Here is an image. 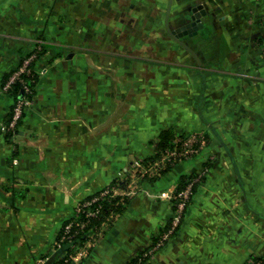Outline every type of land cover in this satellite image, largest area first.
I'll return each mask as SVG.
<instances>
[{"label": "crops", "instance_id": "0c3cea01", "mask_svg": "<svg viewBox=\"0 0 264 264\" xmlns=\"http://www.w3.org/2000/svg\"><path fill=\"white\" fill-rule=\"evenodd\" d=\"M39 39L34 105L13 140L5 81ZM164 131L173 142L203 132L207 148L145 179L78 263L259 264L264 0H0V264H54L79 204L114 182L124 190ZM191 174L204 180L157 249Z\"/></svg>", "mask_w": 264, "mask_h": 264}, {"label": "built area", "instance_id": "2783aa9c", "mask_svg": "<svg viewBox=\"0 0 264 264\" xmlns=\"http://www.w3.org/2000/svg\"><path fill=\"white\" fill-rule=\"evenodd\" d=\"M37 44L38 47H34L33 49H36L38 51L40 50V45L43 43L41 41H38ZM36 52L31 53L28 57H25L21 61L19 67L14 72H12V74L5 81L4 90L6 92L11 94L12 87L17 82L21 83V88L23 91V96L18 99L14 98L11 115L8 119V122L6 123L7 132L11 138H13L16 133H18L21 126L23 125L27 113L34 105L36 96L34 91L36 90V87H34V90L32 89V87H29L24 80V75L36 70V64L38 62ZM207 145L208 140L205 133L203 132H193L185 135L184 137L182 136L176 138L173 142V146L161 152L160 156L153 162L143 164L142 161H136L134 163L133 169L128 177L130 180L131 178H133V182L131 183V185L126 184V188L124 190H120L118 188H108L109 190L101 193L99 197H103L111 193V197L121 196L130 198L132 195L137 193V190L140 189L142 179L160 176L161 171L165 170L168 165L174 166L178 163L189 162L199 157L207 148ZM12 162L13 165H16L18 163L16 158H14ZM201 177L202 175L194 176L191 174L190 179L182 189H178V185L175 186L170 200L172 205V217L168 223V226L161 234L160 240L157 243V249L162 248L166 244H168L182 228L187 214L186 212L191 206L195 196V185L200 181ZM98 199V197H94L92 200L87 201L86 203L83 202V205L81 207L86 208L88 206H91L93 203L99 201ZM81 207L78 209L77 214L82 212ZM99 213L100 208L98 207L93 212L87 214V216L97 217ZM117 217L118 215L115 216L114 214H112L108 221L113 223L117 219ZM103 223H106V221ZM77 226L79 229L78 232H73V225L71 223L64 226V228L62 229V236L58 237L53 244L51 250L52 253L60 250L66 240L74 238L79 232L85 229L87 223L83 222L78 224ZM99 235H101V233ZM92 245L88 247H91L90 249H92ZM83 256H85V251L74 252L73 254H70L67 258H65L61 264H76L83 258ZM36 264H47V258H40L36 262Z\"/></svg>", "mask_w": 264, "mask_h": 264}, {"label": "trees", "instance_id": "16d2710c", "mask_svg": "<svg viewBox=\"0 0 264 264\" xmlns=\"http://www.w3.org/2000/svg\"><path fill=\"white\" fill-rule=\"evenodd\" d=\"M37 45H35L34 47H38ZM40 46H41L40 50L37 51L36 49L35 50L33 49L31 52L24 55L22 60L25 57H28L31 53H35L37 51L36 54H37V58H38L37 61H38L39 58L45 53V45L41 44ZM37 79H38V77H37L35 71H32V72L24 75V80L26 81V84L29 87H32L33 90H34V87H36ZM21 86H22L21 83L17 82L12 87L11 95L14 96L15 99L16 98L18 99L21 96H23V91H22ZM34 93L36 94V90L34 91ZM11 110H12V108H11ZM10 115H11V111L8 115V119H9ZM7 122H8V120H7ZM184 136L185 135H183V137ZM160 138H161V144H160V150H159L158 154L153 158L142 161L143 164H148L150 162H153L154 160H156L159 157L160 152H163L164 150H167L168 148H171L173 146L172 140H173L174 136H173L172 132L164 131V132H162ZM172 166L173 165H168V167L165 170L161 171L160 174H164ZM145 179H147V178L142 179L141 183ZM189 179H190V175L182 177L177 183L178 189H182ZM203 180H204V174H202L200 181L195 185L194 192L197 191L198 186L203 182ZM109 188L120 189L119 183L114 182L109 186ZM99 196H100V194H98L96 196L99 198L98 199L99 201L93 203L91 206L83 208L82 212H80L79 214H76L71 220L67 221L63 225V228H64V226L71 223L73 225V232L74 231L78 232L79 229H78L77 225L80 223H83V222L87 223V226L85 229H83L81 232H79L74 238H71L70 240H66L63 243V247L59 250L62 252V255L54 264H61L65 258H67L70 254H73L77 249L82 247L88 239V234L90 235L91 233L94 232V230L96 231L98 229V226L100 224H102L103 222H105L112 214L121 215L126 210V207L129 203V199H130L129 197H121V196L111 197V193H109L103 197H99ZM92 199H88L86 201H90ZM98 207L100 208V213H99L98 217H88L87 216V214L90 211L95 210ZM62 234H63V231L61 230L58 236L61 237ZM252 260L255 263L264 264V256L261 258H254ZM69 264H72V263H69Z\"/></svg>", "mask_w": 264, "mask_h": 264}, {"label": "rangeland", "instance_id": "374dc122", "mask_svg": "<svg viewBox=\"0 0 264 264\" xmlns=\"http://www.w3.org/2000/svg\"><path fill=\"white\" fill-rule=\"evenodd\" d=\"M41 41V39H39V42ZM42 42V41H41ZM23 126V125H22ZM22 126H21V128H22ZM20 128V129H21ZM7 130V129H6ZM19 132V131H18ZM18 134L16 133L15 134V136L13 137V138H11L10 136H9V138L10 139H13V140H15L14 138H16V136H17ZM14 158H16V160L18 161V163L15 165V166H17L18 164H19V158H18V156H16V157H14ZM182 163H184V162H182ZM178 164H180V163H178ZM133 180V178H131V180L127 177V179L125 180L126 182V184H130L131 185V183L133 182L132 181ZM178 185V184H177ZM109 188V187H108ZM108 188H106V189H104L102 192H100L99 194H101V193H103L104 191H106V190H109ZM137 194L135 193L134 195H132V197H134V196H136ZM131 197V198H132ZM85 203L87 202V201H84ZM83 205V202L81 203V204H79V206L77 207V210H76V212L78 211V209L81 207ZM82 208V207H81ZM83 209V208H82ZM94 210H92V211H90L89 213H91V212H93ZM88 213V214H89ZM115 216H117V215H115ZM98 217V216H97ZM110 218V217H109ZM108 218V219H109ZM118 218V217H117ZM108 219L106 220V223H102V224H100L99 226H98V229L95 231L94 230V232L93 233H91L90 235L88 234V239H87V241L84 243V245L82 246V247H80L79 249H77L75 252H78V251H85V257L87 256V255H89V253L91 252V247L89 248L88 246H90V245H92V248H94L96 245H97V243H98V241H100V239L104 236V234H105V232H106V230H108V225H111L112 224V222H109L108 221ZM115 222V221H114ZM93 231V230H92ZM101 233V235H99ZM58 238V237H57ZM59 251V250H58ZM58 251H56V252H58ZM55 252V253H56ZM84 253V252H83ZM147 256H149V254L147 255ZM76 264H79V263H76Z\"/></svg>", "mask_w": 264, "mask_h": 264}]
</instances>
